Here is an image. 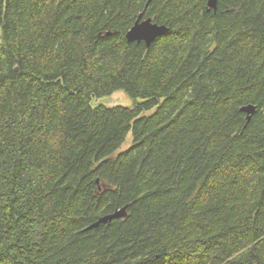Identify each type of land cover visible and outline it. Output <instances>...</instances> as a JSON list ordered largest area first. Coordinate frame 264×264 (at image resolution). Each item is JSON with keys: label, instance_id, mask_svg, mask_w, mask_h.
<instances>
[{"label": "trees", "instance_id": "trees-1", "mask_svg": "<svg viewBox=\"0 0 264 264\" xmlns=\"http://www.w3.org/2000/svg\"><path fill=\"white\" fill-rule=\"evenodd\" d=\"M148 1L0 0V264H264V0Z\"/></svg>", "mask_w": 264, "mask_h": 264}, {"label": "water", "instance_id": "water-1", "mask_svg": "<svg viewBox=\"0 0 264 264\" xmlns=\"http://www.w3.org/2000/svg\"><path fill=\"white\" fill-rule=\"evenodd\" d=\"M152 0H149L145 11L148 9ZM209 10L217 9V0H209ZM145 12L140 14L134 26L128 31L126 38L129 43H145L148 47L151 46L158 38L166 35L169 32V28L164 25H158L153 22L151 18L143 19ZM242 112L247 114V124L250 122L252 116L256 112V107L247 106L241 109ZM127 217V207L115 211L112 214L101 217L97 222L91 225L88 230L98 228L100 225H106L114 220L125 219Z\"/></svg>", "mask_w": 264, "mask_h": 264}, {"label": "rangeland", "instance_id": "rangeland-1", "mask_svg": "<svg viewBox=\"0 0 264 264\" xmlns=\"http://www.w3.org/2000/svg\"><path fill=\"white\" fill-rule=\"evenodd\" d=\"M135 103L136 102L134 100L130 99L124 93H121V92H118V93H116L113 96L108 97V98H103L101 100L93 99V101H92L93 106H99V105H105L108 107L123 106V107H127V108H132L135 105ZM154 112H155V110L146 112V113H144V116H149V115L153 114ZM131 144H132V134H129L125 144L121 147V149L118 151V153H122V152L126 151L130 147Z\"/></svg>", "mask_w": 264, "mask_h": 264}]
</instances>
